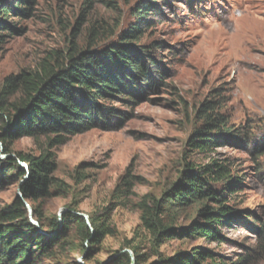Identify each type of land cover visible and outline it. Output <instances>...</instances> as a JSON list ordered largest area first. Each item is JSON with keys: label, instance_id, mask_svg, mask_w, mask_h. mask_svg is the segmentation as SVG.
<instances>
[{"label": "rangeland", "instance_id": "obj_1", "mask_svg": "<svg viewBox=\"0 0 264 264\" xmlns=\"http://www.w3.org/2000/svg\"><path fill=\"white\" fill-rule=\"evenodd\" d=\"M26 2L23 8L29 11L5 20L12 31L0 45V87L9 76L34 71L51 54L66 55L74 48L101 59L117 43L124 51H145L146 69L153 63L156 71L151 88L140 79L141 88L128 86L123 99L112 94L99 101V114L106 119L99 117L91 130L70 136L63 145L51 147L45 137L11 143L13 157H54L49 196L25 202L30 223L50 241L47 253L33 264H120L132 247L146 256L147 264L157 259L156 252L172 257L196 249L228 263L246 257L245 264H264V0ZM0 3L14 6L10 0ZM133 32L139 41L122 40ZM205 102H220L232 131L218 135L223 140L211 152L199 153L188 142L201 126L196 117ZM1 128L0 123V134ZM6 157L0 143V160ZM213 160L229 165L231 176L238 178L240 185L225 194L237 221L217 227L221 242L172 238L156 247L140 227L137 203L145 195L160 198L186 164L200 167ZM127 175L134 177L133 187L121 195ZM22 183L12 178L2 186L0 212L21 197ZM32 207L42 214L40 224ZM199 209L184 210L178 226L202 223ZM69 214L82 217L88 227L91 218L107 216L112 234L95 244L85 242L79 225L64 230ZM52 221L63 226L60 233L41 231ZM33 254L39 253L33 249Z\"/></svg>", "mask_w": 264, "mask_h": 264}, {"label": "trees", "instance_id": "obj_2", "mask_svg": "<svg viewBox=\"0 0 264 264\" xmlns=\"http://www.w3.org/2000/svg\"><path fill=\"white\" fill-rule=\"evenodd\" d=\"M10 1L14 2L13 7L8 3H0V45L4 34L12 31L5 20L12 14L24 15L29 11V8H23V5H27L26 0ZM134 31L137 32L136 29ZM90 34L94 39L97 38L94 28ZM122 40L136 43L139 38L133 32ZM93 47L90 45L88 49ZM91 54L90 51L77 52L74 48H70L66 55L51 54L34 71H22L9 76L0 87V143L3 155L7 156L5 160H0V189L5 183H10L12 178L23 180L21 197L18 196L0 212V220L4 223L0 226V264H33L37 257L46 254L50 248L47 235L38 233L30 223L25 202L34 203L49 196L53 187L54 157L50 153L39 158L20 153L13 157L11 143L21 137H45L51 147L63 145L70 136L91 130L99 117L106 119L105 114H99V101L112 94L123 99L129 95L128 86L141 88L138 84L140 79L148 83L146 88H151V77L156 75V71L153 63L149 67L152 69H146L142 59L147 54L142 49L137 52L129 49L124 51V45L117 43L102 53L101 59L91 57ZM221 107L220 102H205L201 106L196 117L201 126L195 128L188 142L189 147L199 153H209L223 140L218 135L232 131L226 116L221 113ZM20 164H27V169ZM13 172L15 175L9 177ZM133 179L129 175L123 179L125 188L121 195L130 193ZM217 184L221 185L220 190L214 188ZM239 185L238 178L231 176L229 165L217 160L200 167L186 164L180 178L163 191L160 198L145 195L137 203L140 227L149 234L156 247L172 238L184 240L198 237L221 242L217 227L237 221L231 217L233 209L228 205L226 193L233 192L232 188ZM193 206L200 207L198 216L203 222L196 220L187 228L178 226L181 213ZM32 212L33 219L40 224L42 214L39 208L32 207ZM68 217L64 230L70 224L79 225L85 242L95 244L104 236L112 234L106 226L107 216L103 219L91 218L90 227L82 217L73 214ZM247 218L254 219V216ZM41 227V231L54 234L60 233L63 228L57 221ZM261 231L264 232L263 227ZM33 249L39 254L34 255ZM131 252L122 255L119 263L147 264L146 256L139 253L137 247H132ZM155 255L157 259L148 264H245L247 260L243 257L228 263L224 259H216L211 252L203 249L179 252L172 257H164L159 252Z\"/></svg>", "mask_w": 264, "mask_h": 264}]
</instances>
